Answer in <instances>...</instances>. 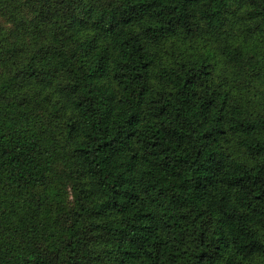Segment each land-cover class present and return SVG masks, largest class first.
Here are the masks:
<instances>
[{"label":"trees","instance_id":"trees-1","mask_svg":"<svg viewBox=\"0 0 264 264\" xmlns=\"http://www.w3.org/2000/svg\"><path fill=\"white\" fill-rule=\"evenodd\" d=\"M0 264H264V0H0Z\"/></svg>","mask_w":264,"mask_h":264}]
</instances>
